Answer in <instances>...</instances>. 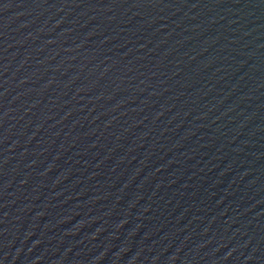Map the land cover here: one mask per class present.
<instances>
[{
    "label": "water",
    "instance_id": "water-1",
    "mask_svg": "<svg viewBox=\"0 0 264 264\" xmlns=\"http://www.w3.org/2000/svg\"><path fill=\"white\" fill-rule=\"evenodd\" d=\"M0 264H264V0H0Z\"/></svg>",
    "mask_w": 264,
    "mask_h": 264
}]
</instances>
